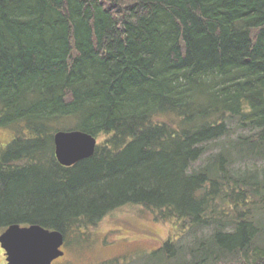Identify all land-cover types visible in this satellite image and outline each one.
Wrapping results in <instances>:
<instances>
[{
    "label": "trees",
    "instance_id": "1",
    "mask_svg": "<svg viewBox=\"0 0 264 264\" xmlns=\"http://www.w3.org/2000/svg\"><path fill=\"white\" fill-rule=\"evenodd\" d=\"M0 128V232L139 205L177 226L145 264H264V0H0Z\"/></svg>",
    "mask_w": 264,
    "mask_h": 264
},
{
    "label": "rangeland",
    "instance_id": "2",
    "mask_svg": "<svg viewBox=\"0 0 264 264\" xmlns=\"http://www.w3.org/2000/svg\"><path fill=\"white\" fill-rule=\"evenodd\" d=\"M10 134L7 129L0 128V144L8 141ZM102 138L98 137L96 143ZM176 229L173 222L157 219L155 213L147 208L121 206L110 211L94 226L83 229L81 234L68 232L60 248L64 254L52 264H101L109 261L131 264L135 260L136 264H145L147 261L142 254L157 249L176 234ZM0 264H5L1 248Z\"/></svg>",
    "mask_w": 264,
    "mask_h": 264
},
{
    "label": "water",
    "instance_id": "3",
    "mask_svg": "<svg viewBox=\"0 0 264 264\" xmlns=\"http://www.w3.org/2000/svg\"><path fill=\"white\" fill-rule=\"evenodd\" d=\"M53 155L61 166H70L90 157L96 139L78 130H58L52 135ZM63 235L39 225L11 224L0 233L5 264H51L61 257Z\"/></svg>",
    "mask_w": 264,
    "mask_h": 264
}]
</instances>
